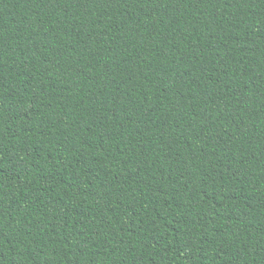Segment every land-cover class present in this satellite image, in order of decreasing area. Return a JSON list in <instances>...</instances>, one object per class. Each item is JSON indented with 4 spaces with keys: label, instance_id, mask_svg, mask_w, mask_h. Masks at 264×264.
I'll return each mask as SVG.
<instances>
[{
    "label": "trees",
    "instance_id": "obj_1",
    "mask_svg": "<svg viewBox=\"0 0 264 264\" xmlns=\"http://www.w3.org/2000/svg\"><path fill=\"white\" fill-rule=\"evenodd\" d=\"M0 264H264V0H0Z\"/></svg>",
    "mask_w": 264,
    "mask_h": 264
}]
</instances>
